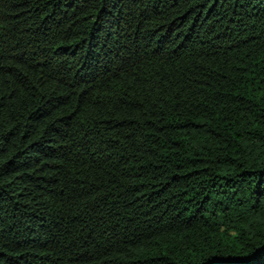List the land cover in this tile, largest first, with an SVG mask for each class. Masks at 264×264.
I'll list each match as a JSON object with an SVG mask.
<instances>
[{"label":"trees","instance_id":"1","mask_svg":"<svg viewBox=\"0 0 264 264\" xmlns=\"http://www.w3.org/2000/svg\"><path fill=\"white\" fill-rule=\"evenodd\" d=\"M0 264H264V0H0Z\"/></svg>","mask_w":264,"mask_h":264}]
</instances>
